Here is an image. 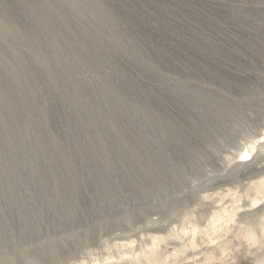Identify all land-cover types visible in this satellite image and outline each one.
<instances>
[{
	"label": "rangeland",
	"instance_id": "rangeland-1",
	"mask_svg": "<svg viewBox=\"0 0 264 264\" xmlns=\"http://www.w3.org/2000/svg\"><path fill=\"white\" fill-rule=\"evenodd\" d=\"M262 166L264 0H0V264H264Z\"/></svg>",
	"mask_w": 264,
	"mask_h": 264
},
{
	"label": "bare ground",
	"instance_id": "bare-ground-1",
	"mask_svg": "<svg viewBox=\"0 0 264 264\" xmlns=\"http://www.w3.org/2000/svg\"><path fill=\"white\" fill-rule=\"evenodd\" d=\"M256 145L258 147L259 143ZM255 148V145H251L250 148L244 150L237 160V165L241 166L243 163L255 158L253 157L255 156ZM260 169H264V166ZM252 187L254 194L253 198L250 200V207L258 205L260 201H264V179H261L255 184L253 183ZM238 209L239 207L236 205L231 206V209L220 208V210L212 212L211 216L208 218L206 226L204 227H201L197 221L190 220L188 228L173 231L170 236L180 241V243L175 247V255L185 254L188 250H195L198 246L196 240L200 235L207 237L210 243L218 241L229 232V225L236 222L235 219L238 216ZM262 211H264V207L254 212L257 216H259V221L253 224L246 223L244 228L243 238L249 245L257 243L260 238L264 236V214ZM244 215L248 216L251 214L245 213ZM256 227H258V229ZM164 240L165 238L163 236L152 237L151 244L147 246L146 249H141L139 253L136 254L132 253L131 264H141V260H144L146 264H160L158 262L156 246L160 241ZM217 247L221 252H226V247L224 249V243H217Z\"/></svg>",
	"mask_w": 264,
	"mask_h": 264
}]
</instances>
